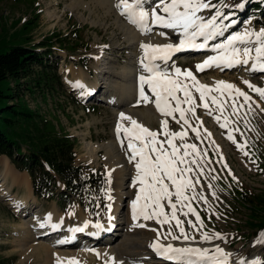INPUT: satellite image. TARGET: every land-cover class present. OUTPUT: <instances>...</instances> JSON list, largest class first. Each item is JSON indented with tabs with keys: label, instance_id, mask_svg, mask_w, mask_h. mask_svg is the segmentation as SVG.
<instances>
[{
	"label": "rangeland",
	"instance_id": "374dc122",
	"mask_svg": "<svg viewBox=\"0 0 264 264\" xmlns=\"http://www.w3.org/2000/svg\"><path fill=\"white\" fill-rule=\"evenodd\" d=\"M73 1L21 0L18 2L16 0H0V43L5 40L11 42L8 46L22 45L25 43L27 37H31L33 44H37L52 33H58L61 37H66L68 42H70L69 46L75 43L73 50L59 47V44L53 49L54 61H58L59 66L57 75L62 83V85L56 87V90L43 92L39 89H34L33 93H31L26 89L27 83L31 79H23L21 87L14 88L15 92L19 93L23 100L34 107L33 110L43 115L54 126L58 127L59 123L60 127L73 137L76 144L77 163L87 167L91 172L102 174L106 178L105 186L94 189L91 194L92 201L86 202V205L75 202L73 206L66 209L56 197L50 200H40L34 196L35 198H31V201L26 203L29 207L24 208V212L21 211L22 207L17 209L14 207L15 204H12L13 201L10 199V193L4 197H0V257L11 258L12 264H58V261L59 264H69L66 261H62L56 255H53V260H48L47 254L39 248L40 246L34 245L37 244L36 241L39 239L34 240L37 235L39 237V234H37L39 231L33 228L35 226L33 221L35 218H39L40 221L43 218L45 220L49 214L56 212L59 218L64 219V222L70 226L80 224L84 218L89 219L91 223H104L110 220L109 217H111L115 209L120 195L118 192L120 191L124 197V209L123 214L120 216L122 224L113 226V228L121 226L119 231H115L121 236L115 237L113 241L114 247L121 245L120 243L126 235L127 222H130L132 219L128 205L131 200L135 199L138 189L133 188L128 179L132 178V174H134L133 178L135 177L136 169L134 164L127 161L128 157L124 153V146L119 145L120 139H124L126 144V138L121 134V137L118 139L116 126L120 121L117 120L116 108L106 104L111 95L118 96L112 93L113 87L105 79L109 77L113 84L119 81V78H116L115 74H111L113 72L111 70L116 69L120 72L122 68H127L132 63L134 54H132L133 52L130 49L125 33L115 24V14L105 16L101 9H97L91 15L90 10L86 9L87 6L80 9L78 6L73 9L68 8ZM216 2L217 0H213V3ZM240 2L241 0H224V3L230 6H235ZM248 2L250 1L246 0L242 10L234 7L231 9L233 19H236L238 23L229 29V32L243 31L245 28L259 31L261 28H264V16L249 17L247 15L245 9ZM146 8L151 11L150 6L147 5ZM224 11L228 13L230 9L225 8ZM203 15L208 16L210 13L204 12ZM29 20H32L34 24L29 26L28 29H23V25L28 23ZM225 22L227 23V21ZM126 24L134 28L128 22ZM156 30L153 28L151 35ZM228 34L225 33V35ZM78 35L81 36L82 41L76 37ZM222 40L223 37H220L216 41H210L209 43L211 45ZM215 55L217 53L212 51L211 47L207 48L205 52H202V50H186L175 54L172 60L169 61V64L180 67L182 71L191 70L201 83L213 88L217 86L216 82L221 80L235 85L252 98L248 102L251 104L252 110L248 111L246 105L244 109L240 110V116L237 117L231 116L230 108H226L224 115H229L231 120L236 121V123L230 124V127L232 129H239V131H232L231 133L236 140V143H233L227 138L229 130L220 127V123H223V115L219 123L215 119L217 115H221L216 110L215 105L210 104V108L212 109L211 115L202 107L196 109V116L200 118V121H203V125L199 129L203 142L196 139L195 133L190 130L188 131L187 139L189 143H196L205 152L203 161L205 165L204 172L198 175L199 182L196 184L195 192L205 196L208 203H204L203 200L197 197V199L191 201V204L204 220L205 227L202 229L203 231L209 233L218 232L227 238L226 241L215 240L204 244V246L211 247L219 244L226 251L233 253V257L236 260L255 257L264 259V246H254L253 242L257 238V235L253 234L252 229L246 224L250 214L247 210L248 207L239 205L234 199L231 192L232 181L230 179L231 176L235 177L240 184L249 187L257 194L264 191V174L260 173V169L256 167L257 164L253 161V159H257L264 162V111H262L264 109V99L244 83V81H250L251 84L264 89V73L260 74L259 72L249 71L251 62L249 66L238 65L231 68H217L213 66L205 68L204 71L197 70V65L203 63L208 57ZM253 55L255 54L253 53ZM97 66H100L101 69L97 68ZM102 69L110 70L108 71L110 73L105 78L97 73L98 70L102 71ZM39 71V69H36V73ZM103 72L105 73V71ZM79 82L80 85H97V87L93 90L88 87L85 90L83 88L80 89L77 88ZM11 84L15 85L12 80ZM11 84L8 81L1 85L6 88ZM194 94L197 97L199 96L198 93ZM212 95L219 94L213 92ZM135 99H139L138 95ZM238 99L240 103L244 102L242 97ZM136 100L133 103L131 101L129 106L136 110L144 109L141 103L137 105ZM197 103H200L199 99H197ZM152 104L154 105V103ZM153 105L148 104V107L155 113L154 115H157L158 110ZM245 112L247 113L246 116L244 115ZM188 115L191 117L190 113ZM176 116L178 118V113ZM161 118L164 117L162 116ZM168 119L170 130H181L180 125L176 124L171 118ZM245 121H247V127L245 126ZM140 123L142 124V122ZM191 123L193 126H196L199 121L193 118L191 119ZM143 125L150 130H161V122L156 118L152 122L147 123L145 121ZM125 126L129 125L125 124ZM204 129H207L211 133L210 137L204 132ZM245 141L247 143L244 152H248V155H245L237 147L238 144H245ZM113 142L116 143L118 154L126 156V162L123 164L127 163L129 167V173L127 174L126 182H124L123 190H118L117 186L121 180L114 178V171L111 170V163L116 161L115 159L109 161L107 159V151L102 147L103 145H110ZM5 159L4 156L0 157V177L2 174L3 176L5 174V168L2 166L6 162ZM9 161L11 168L17 171L10 159ZM109 171H111L110 178L108 177ZM197 173H199L198 169L189 175L196 176ZM21 174L24 173L21 172ZM23 177H26V174ZM213 177L217 178L213 179ZM10 182L9 179L6 182L9 187L11 185ZM3 183L0 179V184ZM12 192L18 196V199L28 196L27 188L15 187ZM213 192L215 195H213ZM189 194H191V190H189ZM108 195L112 196L111 201L108 200ZM18 204L20 205V202ZM109 204H111V208L108 207ZM35 215L38 217L34 218ZM178 216L182 220H195L191 214L187 218L180 213H178ZM141 218L137 219L135 225L146 224L150 225V227L138 228L135 231H140L141 233H133L134 236L131 234L130 238H138L145 242L156 239L157 233L152 231V229H160V226L154 221L148 222L144 220V222L143 218ZM146 228H149V230ZM185 228L190 233L194 231L187 224H185ZM160 230L166 232L168 226L165 225ZM28 231H30V238L25 239ZM103 232L101 231V233L95 236L91 234H87V236L92 239L95 237L102 239ZM66 233L67 231H65L64 227L60 228L58 234L54 235L53 239L49 242L54 245ZM194 234L199 240V232H195ZM106 237L110 238L112 236H105L103 239ZM83 241V236H81L72 242ZM161 242L165 243L166 241L161 238ZM32 245H34L33 249ZM30 246L31 248H29ZM68 247H72V251H74L79 249L80 244L77 243ZM137 247V245L127 246L126 249L131 251L128 252L129 262H134L135 258H137V255H134L136 250L137 252H144L148 256V250L145 245ZM97 253H92L90 255L92 257L89 258H86V256L79 258L76 262L77 264H104V260L100 259V253L99 255Z\"/></svg>",
	"mask_w": 264,
	"mask_h": 264
},
{
	"label": "snow or ice",
	"instance_id": "6c2138e0",
	"mask_svg": "<svg viewBox=\"0 0 264 264\" xmlns=\"http://www.w3.org/2000/svg\"><path fill=\"white\" fill-rule=\"evenodd\" d=\"M245 2L246 0H241L239 4L230 6L226 5L224 0H217L216 3H213V0H117L114 5L120 14L136 26L142 34L150 35L153 27L158 26L173 30L178 37L177 43L140 44L143 54L139 59L141 74L138 76L137 105L141 102L154 103L164 117L161 121V130H150L124 112L119 114L120 122L116 126L118 139L123 134L127 140L129 163L134 164L136 169V175L131 182V186L138 189L131 205L133 219L142 217L145 221H154L160 229H163L165 225L168 226L166 232L152 229L157 233V238L149 247L159 258L172 264H264V259L259 257L233 261V253L226 251L219 244L211 248L201 246L202 243H211L215 240L226 241L227 238L218 232L203 231L204 220L191 204V201L197 197L204 203H208L205 196L195 192L196 184L199 182L198 175L204 172L205 152L196 143H189L187 139L190 130L195 133L196 139L203 142L199 130L203 121L196 116V109L202 107L211 115L210 104L215 105L216 110L221 113L215 117L216 121L219 123L223 115V123H220V127L228 129L227 138L236 143L231 133L239 129L230 127V124L236 121L231 120L229 115L224 113L226 108H230V115L239 117L240 110L246 105L248 111H251V104L248 102L252 98L231 83L217 81V86L213 88L201 83L191 70L182 71L180 67L169 64L177 53L211 47L217 55L210 56L197 65L198 71H204L205 68L213 66L217 68L249 66L251 62V71L264 73V28L259 31L245 28L243 31L229 32V29L238 23L236 19H233L231 9L234 7L242 10ZM146 5L150 6L151 11L146 8ZM225 8H229L230 11L225 13ZM204 12H209L210 15L205 16ZM225 33L229 34L225 35ZM158 35L166 36L167 34L161 31ZM220 37H223L221 42L210 45V41H216ZM198 40L201 42L198 43ZM244 83L264 99V89L251 84L250 81H244ZM77 86L84 87L80 84ZM145 86L151 96L149 92H146ZM213 92L219 95H212ZM194 93H198L199 96L197 97ZM151 97L155 99L152 100ZM241 97L243 103L239 102L238 98ZM197 99L200 103H197ZM244 115L246 116L247 113L245 112ZM168 118L180 125L181 130H170ZM193 118L199 121L196 126L191 123ZM125 121L129 122V126H125ZM245 126L247 127V121ZM204 132L211 136L207 129H204ZM120 143L123 147L125 140L120 139ZM246 143L245 141V144H238L237 147L244 152ZM244 154L248 155V152ZM196 169L199 170L196 176L189 175ZM108 177H111V171L108 172ZM216 178L213 177V179ZM213 195H215L214 192ZM107 198L112 200L111 195ZM108 207L111 208V204ZM178 213L185 218L191 214L195 220H182ZM47 223L51 224V214L47 217ZM185 224L194 231L188 232ZM44 226V224L41 225V227ZM51 226L56 228L59 225ZM137 226L148 227L146 224ZM87 227L88 224L85 223L83 227L70 229V231L83 232ZM94 227L100 230L104 228L100 223H96ZM195 232H199V240ZM161 238L166 242L162 243ZM172 241L182 243L174 244ZM253 244L264 246V230L257 233ZM69 264H77V262L73 258Z\"/></svg>",
	"mask_w": 264,
	"mask_h": 264
},
{
	"label": "trees",
	"instance_id": "16d2710c",
	"mask_svg": "<svg viewBox=\"0 0 264 264\" xmlns=\"http://www.w3.org/2000/svg\"><path fill=\"white\" fill-rule=\"evenodd\" d=\"M248 1L245 10L249 17L264 16V0ZM33 24L29 20L23 29ZM76 37L82 41L81 36ZM25 40L22 45L8 46L11 42L5 40L0 43V157L7 156L19 172L29 174L34 196L40 200L58 196L65 209L75 202L86 205L92 201V191L105 186L106 178L79 165L73 137L59 123L56 127L33 110L14 88H20L23 79H31L26 88L31 93L34 89L56 90L62 83L57 75L59 66L58 61H54L53 49L59 44L73 50L75 43L69 46L67 38L58 33H52L37 44H33L31 37ZM36 69L40 71L36 73ZM8 81L11 85L4 88L1 84ZM253 161L264 174V162ZM230 179L232 195L239 205L248 207L250 214L246 224L257 235L264 230V191L257 194L232 176ZM0 264H12V260L0 257Z\"/></svg>",
	"mask_w": 264,
	"mask_h": 264
},
{
	"label": "bare ground",
	"instance_id": "6f19581e",
	"mask_svg": "<svg viewBox=\"0 0 264 264\" xmlns=\"http://www.w3.org/2000/svg\"><path fill=\"white\" fill-rule=\"evenodd\" d=\"M117 3V0H74L73 3L68 7L70 9H73L75 7H79L80 8H85L90 10L91 15L95 13V11L97 9H101L104 13L105 16H109L111 14H115L116 15V20H115V24L118 25L123 32L125 33V36L128 39L129 42V46L130 49L132 50V54H134V59L132 61V63L127 67V68H122L120 70V72H118V70L113 69L111 71V74H115L116 78H119V81H114L115 83L113 84L112 81H110L109 77H107L105 79L106 82H109L110 85H112L113 90L112 93L113 94H117L118 97L112 96L110 93V97L108 99V102H104L110 106H112L113 108H116V115H117V120L119 121V114L121 112H124L126 115H130L132 116L134 119H136L138 122H142V124L145 123V121L148 122H152L153 119H158L160 122L162 121L161 118L162 115L159 113L157 115H154L155 113L152 112L151 109H149L148 104L153 105L152 103H145V102H141V104L144 106V109H133L131 106H129V103H132L136 100L135 98L138 95V88L136 89V87L138 86V76L141 74V67L139 65V59L142 56V50L140 48V44L141 43H150V44H159V45H163L166 43H177L178 42V37L176 36L177 34H175L173 32V30L171 29H164L158 26H154L153 28L157 29L156 32L153 35H144L141 33V31H139L136 28H132L131 26L127 25L126 23V19L124 18V16H122L120 14V12L115 8V4ZM147 7V5H146ZM165 32L167 35L166 36H160L158 35L159 32ZM172 31V32H171ZM198 43L201 41H197ZM97 68H100V66H97ZM101 69V68H100ZM110 69V68H109ZM108 69V71H110ZM234 69V68H233ZM229 70V69H228ZM250 70V67L248 69ZM247 70V71H248ZM105 71V73L103 72ZM107 70H98V74H101L102 77H106L108 73ZM253 72V71H252ZM257 73V72H256ZM80 84V82H79ZM84 84V83H83ZM114 85V86H113ZM84 86V85H83ZM90 88V89H96L97 85L94 86H84L83 89L85 90L86 88ZM80 88L81 87H78ZM145 90L146 92H149L147 86H145ZM149 94L151 95V93L149 92ZM134 97V98H133ZM139 97V95H138ZM135 99V100H133ZM155 98L153 97L152 100H154ZM139 100V99H138ZM136 100V101H138ZM155 105H153L154 107ZM126 109H125V108ZM124 108V109H121ZM156 108V107H154ZM139 122V123H140ZM125 124L129 125V122L125 121ZM115 126V125H114ZM116 143H111L110 145H103L102 147H104L107 151V159L109 161H112V159H115L116 162H110L111 163V170L114 171L113 175L114 178H118V180L120 179V183L118 184V190H123L124 189V182H126L127 180V174L129 173V167L128 164H123L125 161L126 156L127 161H129V151L127 150V140H126V144L124 143V153L126 156L124 155H120L118 154V151H116ZM119 145H121L119 143ZM6 158V159H5ZM5 159V163L2 164V166L5 168V174L3 176V174L1 175L0 179L4 182L3 184H0V197H4L5 195H7L8 193H10L9 195H11L10 199L11 201H13L12 204H15L14 207L17 209L19 207L21 208V211H24L26 207H29L28 204L31 201V198L33 199L34 195H33V189H32V183H31V178L29 176L28 173H24L21 174V172H18L15 169L11 168V165H9L10 161L8 159L7 156H4ZM122 164V165H121ZM6 165V167H5ZM11 168V169H10ZM134 169V168H133ZM15 170V171H13ZM136 171V170H135ZM26 174V177H23V175ZM133 175L132 174V178H129L128 181H130V185H131V179L133 180ZM10 180L11 185L10 187L7 186L6 182L7 180ZM129 185V186H130ZM7 186V187H6ZM128 186V188L130 189V187ZM15 187H20V188H27L28 190V196H25L21 199H18V196L12 192V190ZM128 189V190H129ZM120 195L117 199L116 205H115V209L111 215V219L104 222V223H100L104 226V228L102 230L100 229H96L94 227L95 223H91V221L87 218H84L83 221L80 222V224L76 225V226H70L67 223H65L64 219L59 218V215L56 212L51 213V224L47 223V218L41 219V221L39 220V218H35L38 217L37 215L34 216V224L35 226L33 227L34 229H36V231H39L37 234H39L34 238V240L36 241L37 238H39L36 242L37 244L34 245H39L38 247L40 249H42L48 256V260H53L52 257L53 255L59 256V258L62 261H66L67 263H69V261L71 259L74 258L75 261H77L79 258H84L86 256V258L92 257L90 256L92 253L94 252H98L100 253V259L104 260V264H164L163 262H161L160 260H158L155 256H154V252L153 250L149 247V245L151 243H153L156 239L151 240L150 242H145V241H141L138 238H130V235L133 233H141L140 231H135L138 230V227L136 224L137 219H133V214H132V201L129 202V213H130V219L131 221L127 222V228L125 229L126 231V235L123 239V241H121V245L119 247H114L113 246V241L115 240V237L118 238L119 236H121L120 234L118 235L115 231L116 230H120L119 228L121 226H119L118 228H113V226H117V225H121L122 223L120 222V216L121 214H123V200L124 197L122 196V193H120V191L118 192ZM35 198V197H34ZM18 200V201H17ZM25 201V202H23ZM18 202H20V205L18 204ZM25 212V211H24ZM48 217V216H47ZM142 219V218H141ZM143 220V219H142ZM62 221V223H61ZM88 221H90L88 223ZM144 221V220H143ZM145 222V221H144ZM149 222V221H148ZM85 223L88 224V227L84 229L83 232H73L70 231V229H75L78 227H83L85 225ZM147 223V222H146ZM44 224V227H41V225ZM52 224H56L59 225L56 228H65V231H67L65 236H62L60 238V240L58 242H56L54 245L52 243H50L49 241L53 239L54 233H51V231L54 229L51 225ZM150 227V225H148ZM147 230H149V228H146ZM152 229V228H151ZM123 230V229H122ZM134 230V231H133ZM146 230V231H147ZM101 231L103 232V237L105 236H112V237H106L105 239H99L97 241L93 240L92 238L88 237L87 234H91L92 236L97 235L99 233H101ZM144 232V231H143ZM108 233V234H107ZM116 233V235H114ZM123 234V233H122ZM146 234V233H145ZM83 236V242H72L74 239H76L77 237H81ZM134 236V234H133ZM30 238V231H28L27 236L25 239ZM42 238V240H40ZM44 239V240H43ZM90 239V240H88ZM33 240V241H34ZM147 240V239H146ZM149 240V238H148ZM25 241V240H24ZM27 241V240H26ZM80 244V247L78 250H74L72 251V247H68V246H73L74 244ZM86 243V244H85ZM100 243V244H98ZM174 243V242H172ZM181 242H175L174 244H180ZM203 243L201 244V246H204ZM32 245V249L33 246ZM138 246L141 247L142 245H145L147 247L148 250V256L144 253V252H137L134 255H137V258H135L134 262H129L128 261V252H131L129 250H127V246ZM106 246V247H105ZM137 247V248H138ZM204 247H208V246H204ZM214 247V246H211ZM210 247V248H211ZM31 248V246L29 247ZM83 249V250H82ZM143 249V248H142ZM81 250V251H80ZM94 250V251H92ZM145 250V248H144ZM140 251V250H138ZM126 257V258H125ZM99 259V260H100ZM252 259V258H251ZM46 260V259H45ZM233 261H238L236 260V258L232 257ZM250 260V259H249Z\"/></svg>",
	"mask_w": 264,
	"mask_h": 264
},
{
	"label": "built area",
	"instance_id": "2783aa9c",
	"mask_svg": "<svg viewBox=\"0 0 264 264\" xmlns=\"http://www.w3.org/2000/svg\"><path fill=\"white\" fill-rule=\"evenodd\" d=\"M30 107L33 109L34 107L32 105H30Z\"/></svg>",
	"mask_w": 264,
	"mask_h": 264
},
{
	"label": "crops",
	"instance_id": "0c3cea01",
	"mask_svg": "<svg viewBox=\"0 0 264 264\" xmlns=\"http://www.w3.org/2000/svg\"><path fill=\"white\" fill-rule=\"evenodd\" d=\"M23 173H25V172H23Z\"/></svg>",
	"mask_w": 264,
	"mask_h": 264
}]
</instances>
